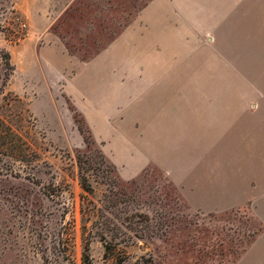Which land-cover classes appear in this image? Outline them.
Segmentation results:
<instances>
[{"label": "rangeland", "instance_id": "1", "mask_svg": "<svg viewBox=\"0 0 264 264\" xmlns=\"http://www.w3.org/2000/svg\"><path fill=\"white\" fill-rule=\"evenodd\" d=\"M147 1L75 0L60 15L59 9L52 13L49 30L70 52L89 58ZM35 10L27 16L19 0H0V83L3 53L13 65L0 93V264H234L264 230L262 185L254 183L256 197L243 205L200 213L153 165L129 180L114 166L102 172L96 142L84 162L88 150L74 116L88 125L71 99L22 93L19 45L43 28L45 8ZM211 35L191 41L190 75L161 96L208 104L241 99V111L255 112L262 128L264 40L217 41ZM263 158L257 151L256 159ZM82 176L91 192L81 186Z\"/></svg>", "mask_w": 264, "mask_h": 264}, {"label": "crops", "instance_id": "2", "mask_svg": "<svg viewBox=\"0 0 264 264\" xmlns=\"http://www.w3.org/2000/svg\"><path fill=\"white\" fill-rule=\"evenodd\" d=\"M74 1L19 0L27 16L45 8L38 38L19 45L22 93L71 99L122 179L153 165L193 211L243 205L256 197L254 183L264 191V158L256 159L257 151L264 157V121L257 127L241 99L161 96L190 75L193 39L211 32L217 41L264 40V0H148L105 47L82 59L49 30L52 13ZM220 57L223 64V50ZM234 264H264V230Z\"/></svg>", "mask_w": 264, "mask_h": 264}, {"label": "trees", "instance_id": "3", "mask_svg": "<svg viewBox=\"0 0 264 264\" xmlns=\"http://www.w3.org/2000/svg\"><path fill=\"white\" fill-rule=\"evenodd\" d=\"M2 55H3V57L6 60L3 63L4 73H3L2 81L0 83V93L3 90V87L6 85L7 80L9 79L10 72L13 70V65L8 61L9 54L8 53H3ZM73 114H76V110L75 109H73ZM74 119H75V123H76L77 128H78V131L83 136V141L85 143V148L88 150V153H86L85 151H83V153H82V155L85 156L84 162L89 163V161L91 160V158L89 157V156H91L90 155V153H91L90 151H92V145L95 144V140L91 137V134L89 133L88 127L83 125L81 122H79V120L76 118V116H74ZM98 152L96 151V154L98 155V162H100V164H104V169L101 170V171L102 172H104V171L108 172V171L112 170L110 167H113V165L105 158V156L103 155V153L101 151H98ZM77 158L80 159V156L77 155ZM85 169L88 170V169H90V167H87V168L85 167ZM81 186L87 192H91L92 191L89 183H87V179H86L85 176H82Z\"/></svg>", "mask_w": 264, "mask_h": 264}, {"label": "built area", "instance_id": "4", "mask_svg": "<svg viewBox=\"0 0 264 264\" xmlns=\"http://www.w3.org/2000/svg\"><path fill=\"white\" fill-rule=\"evenodd\" d=\"M21 26H23V27H24V26H25V24H22Z\"/></svg>", "mask_w": 264, "mask_h": 264}]
</instances>
